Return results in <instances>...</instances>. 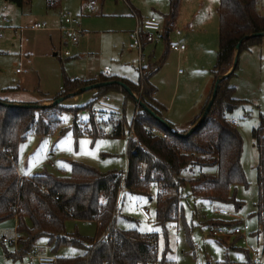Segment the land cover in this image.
<instances>
[{"label":"rangeland","instance_id":"1","mask_svg":"<svg viewBox=\"0 0 264 264\" xmlns=\"http://www.w3.org/2000/svg\"><path fill=\"white\" fill-rule=\"evenodd\" d=\"M113 1L104 0L101 4L99 1L96 11L90 13L84 0H24L21 8L0 0V100L14 105L35 103L49 106L51 102L43 105L44 99H52L60 93L64 78H97L103 71L130 83L137 82V53L127 51L131 44L128 34L135 28V17L121 0ZM127 1L138 12L139 20L156 16L164 22L162 17L169 11L168 0ZM217 6L218 0L180 2L175 29L182 34L180 41L186 51L181 55L167 52L152 78V84L158 90V101L169 107L168 114L173 121L175 118L189 121L187 119L200 113L203 91L212 81L211 71L218 50ZM256 8L263 15L264 0H257ZM67 13L72 20L67 27L76 34L81 33L75 36V42L65 38L64 30L59 31L60 17ZM3 18L5 22H2ZM32 25H38L40 29H30ZM157 38L155 36L154 53L145 50L143 54L145 59L150 54L154 55L153 64H149L151 68L165 52L163 42ZM172 39L176 40L175 36ZM236 66L228 83L235 90L234 98L242 105L227 115V119L235 124L242 140L240 165L247 186L236 188L235 199L241 203L238 211L235 212L231 204L193 200L186 185L182 189V218L162 228L155 223V191L151 192L150 198L124 190L117 195L115 227L136 230L141 234H157L158 256L164 254L169 264H217L225 260L232 264H246L244 249L256 247L264 251V231L260 230L253 215L257 202L258 154L251 138L252 130L264 120V39L259 46L240 52ZM16 70H20L19 73ZM107 95L112 97L113 103L125 104V121L130 123L133 103L125 101L123 95ZM93 97L94 90L86 91L66 98L60 105L67 109L81 108L88 103L93 104ZM72 116L70 112H63L54 132L42 137L28 133L18 143L16 168L20 174L44 171L53 177H68L72 162L100 173L126 170V136L113 138L109 135V124L94 120V123H100L102 136L91 137L85 133L74 136L69 130ZM88 118V110L77 113L79 131L89 130ZM62 129L66 132L59 135ZM140 208L148 213V221L141 215ZM219 211H225L229 216H219ZM230 216L240 218L241 224L247 228L246 234L221 242L213 240L209 232L218 229L210 228L208 221L220 219L229 222L232 221ZM65 229L68 235L77 232L86 238H94L97 233L92 222L68 221ZM15 231L13 219L0 222V264H35L27 257L31 253L15 261L6 257L5 251L13 254L16 249L2 240L13 239ZM40 243L42 247L47 246L45 238L36 244ZM80 253L78 248L63 246L55 256L74 258ZM49 255H52L50 251Z\"/></svg>","mask_w":264,"mask_h":264},{"label":"trees","instance_id":"2","mask_svg":"<svg viewBox=\"0 0 264 264\" xmlns=\"http://www.w3.org/2000/svg\"><path fill=\"white\" fill-rule=\"evenodd\" d=\"M5 1L19 8L24 4V0ZM256 2L257 0H218L216 8L218 51L215 66L211 71L213 83L210 96L216 79L231 69L236 44L246 36L264 34V14L258 13ZM179 3L180 0H168L169 11L167 16L163 17L165 52L160 61L152 66L153 68L149 66L147 70L142 69L141 80L139 79L136 84L119 78L107 79L103 76L98 80L122 82L133 95L139 94L141 103L162 120H164L162 115L164 110L153 100L155 88L151 86L149 80L159 70V65H162L166 57L169 46L168 35L174 30ZM262 39L264 36L245 40L240 45L239 53L259 46ZM142 43L144 44V40ZM236 68L237 66L218 83L215 99L204 121L186 137L183 135L196 125L210 96L200 115L193 119L185 131L166 130L139 108L135 137L144 151L132 144L127 145L124 178H122L123 172L100 173L76 162L70 164L68 177H53L44 171L26 178L19 177L15 166L18 143L22 142L28 133L42 137L54 132L59 127L63 112H70L73 115L69 130L74 136L85 133L97 137L102 136L103 133L98 126L100 123H94L93 118L87 120L90 124L89 130L79 131L77 113L89 110L92 103L75 109L63 108L60 104L15 108L2 106L1 103L14 104L0 100V222L16 219L15 232L21 236L17 250L13 254L5 251L6 257L13 261L22 259L34 252L35 244L39 239L45 238L52 255L63 246L75 247L82 251L81 255L74 258L56 257L55 264H169L164 254L158 256L157 234H141L136 230H119L115 227L117 195L122 190L146 198H150L151 192L155 191V223L162 228H165L166 224L177 223L182 218V189L186 185L193 200L231 204L237 212L241 203L235 199L236 188L246 187L247 183L240 165L242 140L235 124L227 119V115L242 105L234 98L235 90L228 83L234 76ZM96 82L88 81L80 84L77 80L64 78L60 93L51 102L77 92L83 88V85H92ZM108 93H121L125 101L134 102V99L117 85L94 90L93 101ZM30 105L41 106L35 103ZM108 123L111 124L110 136L119 138L124 135V129L127 127L125 118ZM263 126L262 119L259 127L251 133L258 154L257 202L253 215L262 232L264 231ZM169 127L172 129L170 125ZM153 128L163 131L166 139L152 136L150 130ZM65 132L66 129H62L59 135ZM230 217L232 221L223 222L215 219L209 220L208 225L214 229L242 225L239 218ZM68 221L94 222L97 225L96 236L80 237L77 232L68 235L65 231V224ZM243 252L246 263H249L248 250L244 249ZM217 264L232 263L225 260Z\"/></svg>","mask_w":264,"mask_h":264},{"label":"built area","instance_id":"3","mask_svg":"<svg viewBox=\"0 0 264 264\" xmlns=\"http://www.w3.org/2000/svg\"><path fill=\"white\" fill-rule=\"evenodd\" d=\"M122 1V0H121ZM88 11L90 13H94L96 11V8L98 6L99 0H86ZM135 21L136 25L134 30L131 32V44L128 46V50H134L138 54V75L139 79H142V67H141V52L142 48L145 44H150L153 42V35L158 34L160 31L163 30L164 24L163 22H160L155 17H150L148 19L139 20L135 15ZM2 22H5V19H2ZM63 22L66 25H69L71 23V18L68 16V14L63 15ZM33 30H39L40 27L38 25H32L29 27ZM64 33L67 39L74 40V33L75 31L71 28L65 27ZM173 34L178 37L180 35V32L177 30H173ZM142 40H144V44L142 43ZM168 50L171 52L176 53L177 55L182 54L185 51L184 45L176 42H170L168 46ZM20 70H16V73H19ZM102 76L104 78H110V74L107 71L102 72ZM134 99V107H133V116L131 118L130 123L127 124V127L124 129V136H126L127 139V145H134L136 148H140L144 151L143 146L137 141L135 137V123L137 121V114L139 112V106L138 102L140 101V96L133 95ZM89 118H93L96 121L99 122H107L109 120H114L115 118L122 119L123 111L120 106L113 103L112 99L109 97H102L98 100H96L91 108L88 110ZM150 134L152 136L166 139V134L158 129H151ZM125 177V171L122 173V178ZM118 207V204L116 205ZM140 213L143 216L145 220H149L150 217L148 213L140 208ZM118 214V212H115V216ZM218 215L220 216H229L227 212L225 211H219ZM234 218V217H233ZM247 228L246 226H236L233 228H224V229H218L210 231V237L215 240L219 241L221 239H229L234 237H243L244 234H246ZM2 242L4 244H12L14 248L18 246L19 238L14 235L13 239H6L3 238ZM248 250V256H249V263L246 264H264V251L261 249H258L256 247L249 248ZM35 264H55V257L53 255H35L31 257Z\"/></svg>","mask_w":264,"mask_h":264},{"label":"crops","instance_id":"4","mask_svg":"<svg viewBox=\"0 0 264 264\" xmlns=\"http://www.w3.org/2000/svg\"><path fill=\"white\" fill-rule=\"evenodd\" d=\"M100 1V0H99ZM104 1V0H103ZM103 1H100V4L101 3H103ZM109 1H111L112 2V0H109ZM84 2H86V0H84ZM113 2H117V0H115V1H113ZM122 2L127 6V8H128V10L130 11V13H131V16L134 18V15L138 18V19H140V17H139V14H138V12H136L132 7H131V5L129 4V2L127 1V0H122ZM180 2H181V0H180ZM49 6H51V4L49 5ZM179 6H180V3H179ZM178 11H179V7H178ZM68 14V13H67ZM63 15H65V14H63ZM63 15H61V17H60V21H59V31L60 32H63V29L65 28V27H67L68 25H66L64 22H63ZM68 16L70 17V15L68 14ZM177 16H178V13H177ZM156 17V16H155ZM160 22H161V18L159 19L158 17H156ZM163 18V17H162ZM176 19H177V17H176ZM135 20V19H134ZM175 23H176V20H175ZM175 23H174V26H173V28H174V30H176L175 29ZM72 24V20H71V23L69 24V26ZM132 32V31H131ZM131 32H129V34H128V36H129V38L131 37ZM63 35L65 36V33L63 32ZM76 35H81V33H78V34H76V33H74V40L76 41ZM182 34L180 33V35L178 36V37H176L174 34H173V31L172 32H170L169 33V35H168V42L170 43V42H178V43H180V44H182V42L180 41V36H181ZM155 36L156 37H158L157 39H160V41L161 42H163V37H164V29L162 30V31H160L158 34H155V35H153V42L152 43H148V44H145L144 46H143V48H142V52H141V67H142V69H146V68H148V66H149V64H153V61H154V55L153 54H150V55H148V57L145 59V56L143 55L144 54V51L145 50H147L148 52H152V53H154V50H155V48H156V44H157V41H155ZM172 36L174 37L175 36V38H176V40H174V39H172ZM65 38H66V36H65ZM67 39V38H66ZM70 40V39H69ZM130 42H131V39H130ZM163 44H164V42H163ZM164 46H165V44H164ZM127 51L128 52H134V53H137L136 51H134V50H128V48H127ZM185 51H186V48H185ZM218 51V50H217ZM147 52V53H148ZM167 52H169V50L167 49ZM181 55V54H180ZM216 55H217V53H216ZM144 59H145V62H144V65L142 66V64H143V61H144ZM136 61H137V66H138V54H136ZM138 68V67H137ZM157 73V72H156ZM155 73V74H156ZM154 74V75H155ZM153 75V76H154ZM102 76V73H101V75L99 76V77H97V78H84L83 80H77V81H81V82H88V81H97V82H99L98 80L100 79V77ZM153 76L150 78V80H149V83L151 84V86H153L154 88H155V93H154V95H153V100L160 106V107H162L163 108V112H162V115H163V119L171 126V130L172 131H185L186 129H188V127H189V125H190V123L193 121V119L194 118H196L197 116H199L200 115V113H201V111H202V108L204 107V105H205V103H206V100H207V98H208V94L210 93V91H211V88H212V83H213V78H212V81H210V83L206 86V88L204 89V91H203V96H202V104L200 105V108H199V110H200V113L197 115V116H195L194 118H192V119H187V120H189V121H185V122H183L182 121V119H174V121L172 120V118H170V115L168 114V111H169V107H164L163 105H161V103L158 101V98H159V94H158V90H157V88L152 84V78H153ZM112 78H118V77H116V76H111ZM211 77H212V75H211ZM98 79V80H97ZM119 79H123V78H119ZM73 80H75V79H73ZM123 80H125V79H123ZM127 81V80H126ZM96 82V83H97ZM138 82V81H137ZM137 82H131V84H136ZM114 95H118V96H120V95H122L121 93H114ZM109 95H106V97H108ZM54 98V97H53ZM52 98V99H53ZM109 98H111L112 99V97L111 96H109ZM52 99H44V102H43V105H48L50 102H51V100ZM133 103V107H134V102H132ZM115 104H117L118 106H120L118 103H115ZM121 108H123V111H124V113H125V105L123 106H120ZM125 114H123V116H124ZM124 118H125V116H124ZM61 119V118H60ZM117 119H119V118H115L114 120H109V121H107V123L108 122H112V121H116ZM96 121V120H95ZM96 122H98V121H96ZM182 122V123H181ZM109 124V126H111V124L110 123H108ZM111 130V129H110ZM123 134H124V132H123ZM124 136V135H123ZM16 166V165H15ZM16 172H17V174H18V176L19 177H21V178H26V177H28V176H30V175H33V174H26V175H22V174H20L19 172H18V170H17V168H16ZM212 174H213V172H212ZM237 217V216H236ZM237 218H239V217H237ZM240 219V218H239ZM14 221H15V229H16V219H13ZM73 222H75V223H82V222H80V221H73ZM92 223H94V222H92ZM95 224V223H94ZM96 225V224H95ZM96 229H97V225H96ZM65 231H66V229H65ZM15 235L19 238V240L21 239V236L19 235V234H17L16 232H15ZM46 240V239H45ZM47 241V240H46ZM37 243V242H36ZM17 248H18V246L16 247V250H17ZM15 250V251H16ZM82 254V251H81V253H80V255ZM35 255H49V248L46 246H44L43 245V247H42V245H41V243L40 244H35V250H34V252H32L31 253V255H28L27 257H28V259H30L31 261H33L34 262V260L31 258L32 256H35ZM55 258H56V256L55 255H53ZM35 263V262H34Z\"/></svg>","mask_w":264,"mask_h":264},{"label":"water","instance_id":"5","mask_svg":"<svg viewBox=\"0 0 264 264\" xmlns=\"http://www.w3.org/2000/svg\"><path fill=\"white\" fill-rule=\"evenodd\" d=\"M256 36H264V34H252L251 36H246L244 38H242L235 46V55H234V59H233V64H232V67L231 69L226 73L224 74L223 76H220L216 79L215 83H214V86H213V89H212V92H211V96L209 98V101L203 111V113L201 114L200 118L198 119L197 123L195 126H193L189 132L186 134V135H183V137H186L188 136L199 124H201L207 113L209 112L212 104H213V101L215 99V96H216V90H217V86H218V83L225 79L232 71L233 69L236 67V62H237V57H238V54H239V48H240V45L247 39L249 38H252V37H256ZM109 85H117L119 86L120 88H122L129 96H131L133 99H134V96L133 94L131 93V91L127 88L126 85H124L122 82L120 81H107V82H99V83H95V84H92V85H88L86 87H83L81 89H79L77 92L75 93H72V94H69L68 96L66 97H61V98H58L56 100H54L53 102H51L50 106H56L60 103H62L66 98H69V97H72V96H75V95H78V94H81V93H84L86 91H91V90H96V89H99L101 87H105V86H109ZM134 101H136L134 99ZM2 106H6V107H15V108H30V107H43V106H34V105H9V104H4V103H1ZM138 106L139 108H141L143 111H145L146 113H148L151 117H153V119L155 121H157L163 128H165L166 130H169V131H172L169 127V125L162 119H160L159 117L155 116L154 113L152 111H150L143 103H141V101L138 102ZM173 132V131H172ZM175 133V132H174Z\"/></svg>","mask_w":264,"mask_h":264}]
</instances>
